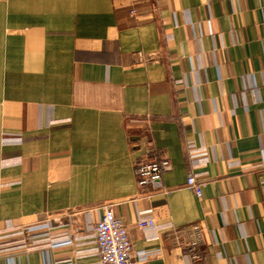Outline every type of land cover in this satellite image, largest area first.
<instances>
[{
  "label": "crops",
  "instance_id": "1",
  "mask_svg": "<svg viewBox=\"0 0 264 264\" xmlns=\"http://www.w3.org/2000/svg\"><path fill=\"white\" fill-rule=\"evenodd\" d=\"M107 204L140 264H189L195 223L191 264H264V0H0V241L48 224L0 264H99Z\"/></svg>",
  "mask_w": 264,
  "mask_h": 264
},
{
  "label": "built area",
  "instance_id": "2",
  "mask_svg": "<svg viewBox=\"0 0 264 264\" xmlns=\"http://www.w3.org/2000/svg\"><path fill=\"white\" fill-rule=\"evenodd\" d=\"M154 58L155 55L153 54H141L142 61H151L154 60ZM194 165H197V163H194ZM171 167L172 164L168 158L145 157L138 159L134 164L138 185L142 188L157 189L162 192L169 191L163 183V175L164 172ZM186 186L193 190L199 198L202 197L204 183L198 180L195 168H192L188 173ZM135 225L144 231L157 229L158 227L154 218H144L141 215L137 218ZM92 229L95 236V251L100 257L99 264H140L139 261L135 259L128 227L124 223V220L116 214L111 204L103 206L101 214L94 226H92ZM192 229L195 237L189 243L187 249L189 264L202 257L199 251V245L202 241L201 226L195 223ZM10 231L12 234L8 233V237H3L1 248L3 250H10V248L13 247V250L9 252L14 253V251H18L19 248H25L27 246V242L24 245H22V243L20 244V242L19 244H13L12 241L15 240L14 237L18 239L21 238L22 242L25 237L30 239L41 234H47L48 224L24 226ZM5 245H10L11 247L7 249Z\"/></svg>",
  "mask_w": 264,
  "mask_h": 264
},
{
  "label": "rangeland",
  "instance_id": "3",
  "mask_svg": "<svg viewBox=\"0 0 264 264\" xmlns=\"http://www.w3.org/2000/svg\"><path fill=\"white\" fill-rule=\"evenodd\" d=\"M9 233H11V231H9ZM14 238H15V240L12 241L13 244H19V242H20V244L22 243V245H24L26 242H28L31 239V238L30 239H27V237H25L23 239V241L21 242V240H22L21 238L20 239H18L17 237H14ZM0 245H1V241H0ZM5 246H6L5 248H7V249H8V247H11L10 245H5ZM12 248L13 247H11L10 250H13ZM0 249H1V247H0Z\"/></svg>",
  "mask_w": 264,
  "mask_h": 264
}]
</instances>
